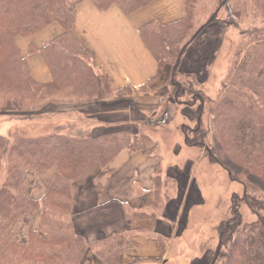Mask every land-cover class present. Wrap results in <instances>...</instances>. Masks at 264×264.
<instances>
[{
  "label": "rangeland",
  "instance_id": "obj_1",
  "mask_svg": "<svg viewBox=\"0 0 264 264\" xmlns=\"http://www.w3.org/2000/svg\"><path fill=\"white\" fill-rule=\"evenodd\" d=\"M139 1L105 0L104 3L111 2L110 5L116 4L119 7L122 3L129 7ZM223 1H226V5L223 4ZM231 16L233 20H236L234 25H230ZM188 17L187 26L185 22L177 23L172 25V29L164 30L166 36L168 33L175 35V41L172 46L170 45L171 50L177 52L192 37L204 31L208 24L215 22L222 27L229 28L225 38V45L226 43L230 44L229 49L228 51L224 49V54L221 55L214 71L204 84L200 83V87L197 88L195 81L184 76L176 75L172 85L168 80L172 89L169 96L170 102L173 105L191 108V112L185 111L183 120L179 121L175 110L168 111L166 109L164 113H161V116L159 115L160 117L155 118L157 121L149 125L146 133L154 142V152L161 157L162 168L165 165L173 164L185 167L187 165L185 160H190L187 165L190 168L189 173L198 184L200 192V205L198 206H193L196 204L193 202H197V199L188 192L191 205L188 231L179 239L181 246L176 250L172 248L169 252L168 263L174 264L176 261L184 264L186 260H195L194 264H213L212 258L219 241L217 225L232 215L233 199L244 223L257 218V213L251 211L242 200L244 195L249 194L264 201V178L254 174L245 166L235 163L225 152L216 128L214 111L219 100L228 91L241 89L243 92L244 86L238 79L241 71L256 73V70L258 72L259 68L264 65V46L257 43V38L261 41L262 37L264 38V0H191ZM212 17L214 18L212 19ZM256 28L260 29V36L255 34ZM17 37V35L14 36L13 44L19 52L16 45ZM153 49H156L159 56L166 57L167 50L164 47L154 46ZM260 55L263 56L260 58ZM22 58L25 60L24 57ZM261 59L262 61H260ZM49 61L54 71H52V80L48 82L47 86L32 85L26 74L27 71L31 76L28 66L26 68L20 61L23 81L20 83H12L9 80L0 82V138H2L0 139V191L3 190L6 183L13 182L16 185V190L11 187L9 190L14 194L19 193L17 206L25 205V199L37 203V206L29 213H27L29 209L24 208L25 213L18 215L13 221L0 218V240L12 239L20 245L27 243L28 239L31 240L29 246H31L33 255L40 256V258L33 259L36 264H85L88 251L91 249L94 251V248L99 244L96 241H86L85 237L77 233L78 231L74 228L71 220V212L74 210L71 205L75 193L72 187L84 170L94 162L87 167L84 166L85 168H80L86 159L82 161L78 169L82 172L80 171L78 177L70 180L63 174L64 170L68 168L67 164L64 163L63 168L61 166L63 170L59 169L56 164H50L41 171L33 169L34 159L19 157L17 153L22 148L16 144L19 137L39 138L52 133H61L57 126L63 121L62 124H65L63 127L66 128L68 119L66 114L63 116V120L58 115H54V111H57L61 106H53V100L60 96L70 97L74 102L80 103L93 99L98 95L102 83L99 80L97 88L92 85L86 87L79 76H64L60 69L54 65V60L50 58ZM164 66L166 65L162 63L160 72ZM244 77L246 78V76ZM104 89L106 90L105 87ZM126 92L127 90L121 91V94ZM248 95L253 98L256 110L264 116V105L259 101L256 103L252 94ZM65 107L68 108V106ZM79 108L88 111L83 104ZM201 132L203 138L200 136ZM74 136L84 135L74 134ZM200 137L203 141H200ZM143 138L141 137L139 143L144 140ZM186 138L196 141V144L185 145L182 139L186 140ZM149 145L150 143L145 148H148ZM177 145L181 148H177ZM199 152L204 155L201 159L198 157ZM211 152L214 153L216 161L209 158ZM26 160L32 161L31 164H24ZM162 168L158 170L160 185L157 208L161 206L162 200L166 201V197L176 199L178 195L176 181L172 178L162 179L160 175L164 170ZM66 175L68 176V173ZM54 179L60 181L57 185L62 184L65 191L60 195H55L57 192H52L48 203L53 205L55 201H58L66 207H63L64 210H52L47 218L50 221L60 220L66 224L65 230L69 232L70 244L57 245L52 241L42 244L43 241H41L45 238L49 240L55 238L52 237L55 234L51 232L55 230V225L51 226L50 223H48L49 225L45 223V226L42 227V209L46 201V198L42 197L46 188L53 187L47 183ZM182 188L184 189V186ZM81 193L85 194V188L82 187ZM260 213L264 212L260 211ZM177 243L174 241V244ZM25 247H23V253H26ZM10 254L17 257L16 253L11 252ZM114 256L116 257V255ZM95 257L101 264L100 257L96 255ZM10 264H13L11 255Z\"/></svg>",
  "mask_w": 264,
  "mask_h": 264
},
{
  "label": "crops",
  "instance_id": "obj_2",
  "mask_svg": "<svg viewBox=\"0 0 264 264\" xmlns=\"http://www.w3.org/2000/svg\"><path fill=\"white\" fill-rule=\"evenodd\" d=\"M188 1L151 0L129 14L116 4L100 10L92 0L80 2L72 33L87 52L102 86L95 98L81 103L66 96L52 102L53 106H61L54 115L62 120L67 115V127H63V121L57 126L61 133L97 137L122 132L149 137L150 145L144 150L131 152L124 148L104 167L96 162L90 164L72 187L75 195L71 220L77 233L88 242L122 235L124 245L119 260L123 264H169V252L181 246L179 239L188 231V192L197 199L193 206L200 205L198 184L187 166L190 160H185V167L173 164L162 168L161 157L154 152V142L146 133L166 109L175 110L182 121L184 112H191V108L170 102L169 66L160 72L156 58L139 35V29L150 23L168 25L184 18ZM228 30L215 22L199 32L180 58L178 76L186 75L197 83V88L204 84L224 49H229L230 44L225 45ZM61 33L60 25L53 22L31 36L16 38L20 55L38 83L50 82L52 73L41 53L31 52L30 47L39 49ZM81 104L88 111L79 108ZM182 142L187 145L185 139ZM199 154V159L204 157ZM160 168L164 169L162 179L176 181L178 195L176 199L166 197L157 208ZM82 187L85 194L81 193ZM86 257L85 264H100L92 249ZM194 261L186 260L184 264Z\"/></svg>",
  "mask_w": 264,
  "mask_h": 264
},
{
  "label": "trees",
  "instance_id": "obj_3",
  "mask_svg": "<svg viewBox=\"0 0 264 264\" xmlns=\"http://www.w3.org/2000/svg\"><path fill=\"white\" fill-rule=\"evenodd\" d=\"M82 1L0 0V82H6V80L12 83L22 82L23 75L19 61L27 68L25 60L19 55L16 46L13 44L14 36L32 35L44 26L55 22L62 28L61 35L39 49L31 47V52L38 51L41 53L52 74L54 69L51 67L50 58L54 60V65L60 69L62 75L67 77L79 76L86 87L92 85L97 88L100 79L89 62L87 52L72 33L76 6ZM92 1L100 10L107 9L111 4V2L104 3L105 0ZM150 1L140 0L137 4L129 7L121 3L120 8L125 14H129ZM225 2L223 1L224 5H226ZM190 3L191 0L187 2V14L184 18L168 25L150 23L139 29L140 37L156 58L159 68L162 63L169 66L168 80L171 85L176 75H178L180 58L186 46L195 36L175 52L170 49V45L172 46L175 41V35L174 33H168L166 36L164 30L172 29V25L177 23L185 22L186 26L188 25L186 20L189 18ZM234 24H236V20L232 18L230 25ZM256 29L254 32L259 35L260 29ZM262 39L261 41V39L257 38V43L264 46V38L262 37ZM154 46L164 47L167 50L166 57L159 56L156 49H153ZM262 56L260 55L259 57L261 58ZM26 74L32 85L41 87L49 85L48 83L40 84L35 82L27 71ZM183 76L186 77V75ZM238 79L244 86L243 92L241 89L231 90L219 100L214 109L216 128L222 146L230 158L235 163L245 166L253 171L254 174L264 178V116L260 111L256 110L254 100L252 101L253 98L248 95L252 94L256 103L259 101L264 105V65L259 68L258 72L256 70V73L241 71ZM200 136L203 138L202 132ZM141 137H144V140L139 143ZM202 138L200 137V141H203ZM149 143V137L146 134L132 136L121 132L92 137L90 135L74 136L65 133H52L39 138L19 137L16 145L22 148L17 153L19 157L34 159L33 162L30 160L33 169L36 168V170L41 171L50 164H56L60 169L61 166L63 168L65 163L68 171H64L68 173V176L65 172L63 174L66 178L73 180L82 172L78 169L81 162L85 159L84 164L80 168L87 167L92 162H97L101 167H104L121 149L126 148L131 152L144 150ZM185 143L187 145H195L196 141L186 138ZM197 144L200 143L197 142ZM209 158L216 161L213 152L209 153ZM31 162L26 160L24 164H31ZM62 168L61 170H63ZM58 182L60 181L55 179L50 181V183L48 182L47 184L53 187L46 188L42 197L46 198L42 209V227L45 226V223L56 226L55 230L51 231L55 234L52 237L55 238L50 240L48 238L41 239L43 241L42 244H48L49 241L57 245L61 243L70 244L69 240L71 238L68 236L69 232L65 230L66 224L60 220L50 221L47 218L52 210H64L66 207V205L63 206L58 201H55L53 205L48 203L52 192H57L55 195H60L65 191L62 184L57 185ZM4 186L3 190L0 191V203H2L0 205L1 219L13 221L18 215L25 213L23 211L24 208L29 209L27 212L29 213L37 206L35 201L29 199H25V205L20 204V206H17L19 193L15 191L16 194H14L9 190V187L16 190V185L13 182H9ZM242 200L251 211L257 213V218L251 222L244 223L237 209V204L233 199L232 215L217 225L219 241L212 258L213 264H264V213H260V211L264 212V201L258 200L249 194H245ZM7 206L10 207L8 208ZM0 241V264H10V255L13 264H28L30 262L36 264V261H33L36 256L33 255L31 246H29L31 240L28 239L27 243L21 245L12 239ZM96 242L99 245L94 248V254L100 257L101 264H123L119 260V255L124 245V237L122 235H113ZM24 246H26V253H23ZM11 252L13 254L16 253L17 257L10 254ZM36 258H40V256ZM110 258H112L111 261H109Z\"/></svg>",
  "mask_w": 264,
  "mask_h": 264
}]
</instances>
